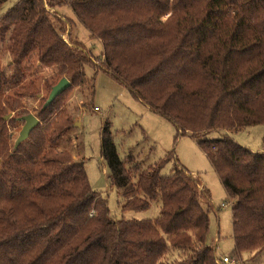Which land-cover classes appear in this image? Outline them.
I'll list each match as a JSON object with an SVG mask.
<instances>
[{
  "label": "trees",
  "instance_id": "trees-1",
  "mask_svg": "<svg viewBox=\"0 0 264 264\" xmlns=\"http://www.w3.org/2000/svg\"><path fill=\"white\" fill-rule=\"evenodd\" d=\"M8 1L0 0V264H220L207 244L209 190L179 163L161 174L174 151L144 169L131 155L120 158L111 124L103 125L101 159L123 210L161 203L156 219L116 220L92 189L84 162L56 149L73 127L61 108L67 94L88 84L94 90L86 67L111 75L195 137L231 201L237 254L264 251V153L229 136L203 138L264 126V0H20L2 13ZM46 4L72 8L102 43L100 64L82 43L65 40L73 22ZM5 46L10 75L2 64ZM33 56L55 69L57 78L46 82L50 92L62 78L71 86L45 110L49 95L41 99L40 125L15 148L12 128L30 114L23 100L39 94L26 82L25 62Z\"/></svg>",
  "mask_w": 264,
  "mask_h": 264
},
{
  "label": "rangeland",
  "instance_id": "rangeland-1",
  "mask_svg": "<svg viewBox=\"0 0 264 264\" xmlns=\"http://www.w3.org/2000/svg\"><path fill=\"white\" fill-rule=\"evenodd\" d=\"M19 1H8L2 13L7 12ZM45 7L48 11L52 13L56 11L58 15L73 22L70 35L69 30L64 35L65 40L82 43L100 64L103 45L98 39L91 37L90 32L77 19L72 8L67 4L57 6L55 10L47 4ZM51 22L56 29H59L53 17ZM11 61V55L5 46L2 64L8 75L12 71ZM25 65L29 69L26 82L35 83L39 94L37 98L24 99L23 105L29 113L37 115L41 99L50 94L46 82H53L57 74L55 69L39 66L35 56L25 62ZM86 77L89 81L92 77L95 78L94 90L91 91V85L88 84L67 94L61 108L72 119L73 127L58 142L56 149L68 151L74 160L84 162L92 189L107 200L112 216L116 220H153L161 215V203L153 202L149 208L140 211L123 210L125 201L119 197L117 190L110 186L107 180L108 169L100 154V132L107 122L111 124L110 131L122 160H126L127 156L131 155L137 161H142L143 168L147 169L174 151V158L165 164L161 174L164 176L172 174L179 163L209 190L214 211L210 214L207 244L215 247L219 259L227 256L238 260V264H264V251L259 255L237 254L233 238L231 201L210 158L201 149L195 137L191 133L183 135L172 121L150 111L127 86L116 81L111 75L103 72L94 74V69L86 67ZM20 123L21 126L12 128L14 144L23 126V123ZM225 136H229L253 152L264 153L263 125L241 130L218 131L209 133L203 138L214 140ZM202 205L206 207L203 200Z\"/></svg>",
  "mask_w": 264,
  "mask_h": 264
},
{
  "label": "water",
  "instance_id": "water-1",
  "mask_svg": "<svg viewBox=\"0 0 264 264\" xmlns=\"http://www.w3.org/2000/svg\"><path fill=\"white\" fill-rule=\"evenodd\" d=\"M71 86V82L67 78H62L51 90L47 101L43 106V110L47 109L58 96L64 93ZM12 118V114H9L5 117V120ZM19 122L23 123L22 129L19 133V136L15 142V148L25 142L31 132L40 125V120L33 114H29L17 119Z\"/></svg>",
  "mask_w": 264,
  "mask_h": 264
},
{
  "label": "built area",
  "instance_id": "built-area-1",
  "mask_svg": "<svg viewBox=\"0 0 264 264\" xmlns=\"http://www.w3.org/2000/svg\"><path fill=\"white\" fill-rule=\"evenodd\" d=\"M237 261L238 260H234V259H231L230 257L225 256V257L220 259V264H238Z\"/></svg>",
  "mask_w": 264,
  "mask_h": 264
},
{
  "label": "crops",
  "instance_id": "crops-1",
  "mask_svg": "<svg viewBox=\"0 0 264 264\" xmlns=\"http://www.w3.org/2000/svg\"><path fill=\"white\" fill-rule=\"evenodd\" d=\"M72 99H73V98H72ZM192 176H193V177H195V175H194V174H192ZM211 199H212V198H211ZM212 202H213V200H212ZM231 217H232V212H231Z\"/></svg>",
  "mask_w": 264,
  "mask_h": 264
}]
</instances>
